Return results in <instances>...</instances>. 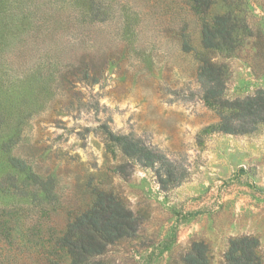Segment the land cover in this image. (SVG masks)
Here are the masks:
<instances>
[{
	"label": "rangeland",
	"instance_id": "rangeland-1",
	"mask_svg": "<svg viewBox=\"0 0 264 264\" xmlns=\"http://www.w3.org/2000/svg\"><path fill=\"white\" fill-rule=\"evenodd\" d=\"M189 7L187 0H0V253L52 238L66 219L56 208L80 201L77 185L117 163L106 127L142 140L174 169L136 164L128 179L114 175L143 219L138 238L113 247L108 260L168 264L203 240L221 264L230 239L243 235L256 237L264 254V122L248 132L220 128L231 110L204 97L202 28ZM249 21L253 43L226 59L231 98L264 88L257 0ZM1 238L21 245L8 248ZM57 253L71 264L66 251Z\"/></svg>",
	"mask_w": 264,
	"mask_h": 264
},
{
	"label": "trees",
	"instance_id": "trees-1",
	"mask_svg": "<svg viewBox=\"0 0 264 264\" xmlns=\"http://www.w3.org/2000/svg\"><path fill=\"white\" fill-rule=\"evenodd\" d=\"M190 10L198 17L202 28V42L198 51L199 77L205 88V99L220 109L231 110L223 116L224 132H248L264 122V88L254 95L231 98L228 95L231 67L226 59L238 56L254 38L249 21L251 0H187ZM264 9V0H257ZM94 3L91 1L90 9ZM224 12L211 15L214 7ZM258 37V36H257ZM186 39L185 43L188 44ZM107 150L117 163L107 172L91 173L84 183L76 187L81 199L67 208H56L57 214L66 216L53 237L40 243L21 246V253H0V264H63L60 250L66 251L71 264H114L108 260L113 247L138 238L142 214L129 205L113 178L119 174L128 179L136 164L165 170L170 175L174 169L165 156L142 140L129 135L113 133L105 127ZM59 214V215H60ZM4 232V229H0ZM10 234H6L9 236ZM12 236V235H11ZM5 246L9 245L4 238ZM16 248V247H15ZM168 264H215L210 244L194 241L177 255H171ZM221 264H264V254L259 240L250 235L230 239Z\"/></svg>",
	"mask_w": 264,
	"mask_h": 264
}]
</instances>
